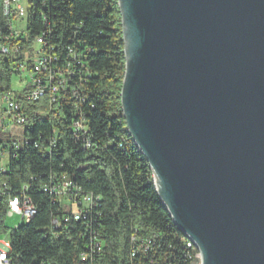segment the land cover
I'll return each mask as SVG.
<instances>
[{"label":"water","instance_id":"obj_1","mask_svg":"<svg viewBox=\"0 0 264 264\" xmlns=\"http://www.w3.org/2000/svg\"><path fill=\"white\" fill-rule=\"evenodd\" d=\"M126 131L199 264H264V0H117Z\"/></svg>","mask_w":264,"mask_h":264},{"label":"trees","instance_id":"obj_2","mask_svg":"<svg viewBox=\"0 0 264 264\" xmlns=\"http://www.w3.org/2000/svg\"><path fill=\"white\" fill-rule=\"evenodd\" d=\"M0 32L8 34L6 20L0 23ZM26 33V48L46 34L47 53L58 59L50 65L59 73L53 84L61 79L60 73L66 84L54 96L55 102L48 92L33 103L21 101L29 125L24 137L52 141L54 148L48 155L28 148L10 164L9 183L15 189L27 184V196L37 211L30 223L10 233L12 253L26 264H143L154 254L166 264H182L185 237L159 200L148 163L126 131L120 98L125 58L118 1L29 0ZM11 68L0 56V93L10 89ZM80 117L88 130V149L73 139L72 126ZM59 174L100 199L101 207L90 221L101 250L84 262L80 255L87 253L92 232L82 223L61 224L52 231L54 237L47 231L50 234L44 238L51 220H61L63 210L41 188L50 175ZM155 234L160 236L155 248L131 261V238Z\"/></svg>","mask_w":264,"mask_h":264},{"label":"built area","instance_id":"obj_3","mask_svg":"<svg viewBox=\"0 0 264 264\" xmlns=\"http://www.w3.org/2000/svg\"><path fill=\"white\" fill-rule=\"evenodd\" d=\"M23 0H0V13L7 21L8 34L3 36L0 32V56L11 63L13 76H24L27 86L22 95L17 96L10 89L0 93V129L6 132L11 131L9 140L0 141V228L1 233L17 230L21 225L30 223L37 211L30 209L29 197L27 196L28 185L22 184L19 189H15L12 183H9L10 164L12 160L17 159L26 149H35L38 152L48 155L54 148V142L39 139L25 138L24 130L28 125V114L21 105L22 100L30 103L36 102L44 97L48 92L55 102L54 96L66 84L65 77L61 74L56 85L53 84L55 76L58 75L56 70H51L52 62L58 61L47 53L46 34L42 33L35 37L32 46L26 49L25 42L27 33L22 30L14 29V22H19L27 16L28 8L23 6ZM27 20V17H26ZM71 75L70 72L67 74ZM70 77V76H69ZM67 82V81H66ZM74 141L80 143L84 149L90 148V142L87 138L88 130L84 124L83 118L74 121L72 126ZM34 178H30V181ZM42 193L48 195L63 210L62 219L53 218L51 220V230H46L44 238L49 234L55 236L54 231L58 230L61 224L68 225L72 222L82 223L91 231L92 213L100 208V199L92 194L84 193L80 187L73 183V180L66 175H50L48 181L41 188ZM18 217L22 224L9 230L5 227V220ZM5 229V230H4ZM4 230V231H3ZM53 231V232H52ZM160 241L159 235H153L150 238L142 239L133 236L131 242L133 248L130 252V259L133 261L139 253H149L155 248L156 241ZM100 241L97 240L96 233L92 232L89 237V246L87 253L80 255L82 262L92 259V257L101 250ZM182 264H199L200 255L196 254L193 247L190 246L189 240L181 241ZM158 250H162L159 245ZM143 264H166L164 261L152 257H146ZM0 264H26L19 260L17 255L11 251L10 242L0 241ZM172 264V263H167Z\"/></svg>","mask_w":264,"mask_h":264},{"label":"rangeland","instance_id":"obj_4","mask_svg":"<svg viewBox=\"0 0 264 264\" xmlns=\"http://www.w3.org/2000/svg\"><path fill=\"white\" fill-rule=\"evenodd\" d=\"M28 1L29 0H23V6L26 7V10L28 8ZM26 15L23 19H21V21L19 22H14V29L15 30H22L25 31L26 29ZM4 22V17L2 15V12L0 13V23ZM28 49L26 48L24 50V52H27ZM27 86V81L25 80L24 76H13L12 81H11V90L13 93H16L17 96L22 95L24 93V89ZM11 136V131L10 129H8L6 132H3L0 129V141H8ZM22 222L20 220V218L18 217H14V218H10V219H6L5 220V227L9 230L14 229L16 226L21 225ZM9 235H10V231H7L5 233H1L0 234V241H8L9 239Z\"/></svg>","mask_w":264,"mask_h":264},{"label":"bare ground","instance_id":"obj_5","mask_svg":"<svg viewBox=\"0 0 264 264\" xmlns=\"http://www.w3.org/2000/svg\"><path fill=\"white\" fill-rule=\"evenodd\" d=\"M29 206H30V209H35V207L33 206V204L30 201H29ZM185 240H189V239L185 238ZM190 246L193 247V249L196 251V254L200 255L196 246L194 245V243L192 241H190Z\"/></svg>","mask_w":264,"mask_h":264}]
</instances>
